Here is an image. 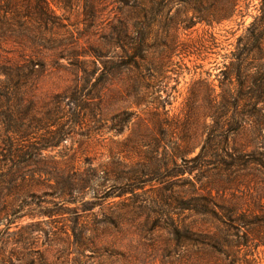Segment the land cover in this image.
<instances>
[{"label": "rangeland", "instance_id": "rangeland-1", "mask_svg": "<svg viewBox=\"0 0 264 264\" xmlns=\"http://www.w3.org/2000/svg\"><path fill=\"white\" fill-rule=\"evenodd\" d=\"M47 1L0 0V264H264V0L144 59L139 0Z\"/></svg>", "mask_w": 264, "mask_h": 264}, {"label": "trees", "instance_id": "trees-1", "mask_svg": "<svg viewBox=\"0 0 264 264\" xmlns=\"http://www.w3.org/2000/svg\"><path fill=\"white\" fill-rule=\"evenodd\" d=\"M161 1L159 0V3L156 4L155 0H139V4L137 6V10L135 11V30L132 32L130 28V23L128 22L129 18H123L120 22L121 31L120 33L123 35L124 38H128L131 33H135L136 40H138V44L136 47L133 48L134 56H137L141 59H144L145 55L144 53L147 52V49L149 48L148 41L150 39V29L149 27L154 22H159L161 17L165 15V12L158 9V6L166 7L168 4L175 2V4L180 5L183 9L190 10L192 9L193 14L189 18H185L182 22H184V29H189L192 26H194L197 22H207L208 24L217 22L220 20H223L227 17H229L232 14V11H222V13H214L209 11H203L202 8L198 5L199 0H166V3L161 4ZM231 4L235 2V0H230ZM9 4L15 5L13 1H7ZM37 7L39 8V14L41 18L44 21H50L58 19V17L54 14V11L50 8L49 2L47 0H36ZM150 4V5H147ZM129 17V16H128ZM261 36H257L256 40L258 41ZM261 44L257 46V49L260 50ZM95 67L97 66V63L95 62ZM100 68L98 67L97 70ZM105 69V68H104ZM103 70H101V74L98 76V78H101V75H103ZM11 76V73H8ZM1 212V210H0ZM10 224L9 221L3 228H0V250L3 248V245L6 243V239L8 236L12 235L13 232L10 230ZM2 225L0 221V226ZM9 264H13L10 262Z\"/></svg>", "mask_w": 264, "mask_h": 264}]
</instances>
